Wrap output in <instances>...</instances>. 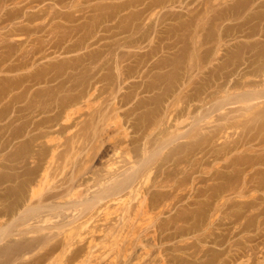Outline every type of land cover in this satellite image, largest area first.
<instances>
[{
    "label": "rangeland",
    "instance_id": "obj_1",
    "mask_svg": "<svg viewBox=\"0 0 264 264\" xmlns=\"http://www.w3.org/2000/svg\"><path fill=\"white\" fill-rule=\"evenodd\" d=\"M17 2L0 264H264V0Z\"/></svg>",
    "mask_w": 264,
    "mask_h": 264
},
{
    "label": "bare ground",
    "instance_id": "obj_2",
    "mask_svg": "<svg viewBox=\"0 0 264 264\" xmlns=\"http://www.w3.org/2000/svg\"><path fill=\"white\" fill-rule=\"evenodd\" d=\"M7 1H12V0H0V2H4V3H6ZM16 2H17V0H16ZM3 3V4H4ZM19 3V1L17 2V5H19L18 4ZM2 4V5H3ZM9 4H14V1L13 2H9ZM5 5V4H4ZM3 6H1V3H0V10H2L3 11V9L5 8V7H3ZM2 11H0L1 13H3ZM74 12H75V10H74ZM77 13V12H76ZM4 14V13H3ZM2 14V15H3ZM36 29H39V28H36ZM35 29V30H36ZM40 30H42V29H39V30H37V31H35V32H39ZM55 47H56V49L58 48L57 47V45H55V44H53ZM63 49V48H62ZM64 49H66V48H64ZM66 50H69V49H66ZM41 59V58H40ZM9 68V67H8ZM13 68V67H12ZM9 70V69H8ZM10 70H11V67H10ZM264 83V82H263ZM263 93V92H262ZM257 96V95H256ZM258 96H260V95H258ZM262 96V95H261ZM264 97V96H263ZM255 98V97H254ZM259 98V97H258ZM262 98V97H261ZM258 100V99H257ZM247 101H251V98H247L246 100H245V102H247ZM252 107V106H251ZM251 107H248V108H251ZM236 110V109H235ZM234 110V112H237V110L235 111ZM229 113H233V110H232V112H229ZM180 123V122H179ZM225 128V127H224ZM228 128V127H227ZM226 128V129H227ZM215 137L213 136L211 139H210V141L212 142L213 141V139H214ZM7 140H5V142H6ZM5 142L3 141L2 143L3 144H5ZM248 144V143H251V144H257V145H262V144H264V133L263 134H261L260 136H257V135H255V134H252L249 138H247V139H245V140H242V139H237L236 141H235V143L232 141V146H233V148L234 149H237L239 146H241L242 144ZM1 144V143H0ZM6 145V144H5ZM5 145H0V151L2 150V148H4V146ZM206 153H208V151L206 152ZM200 161V160H199ZM256 163H258V164H263L264 163V157L263 158H260V159H257L256 160ZM2 178V177H1ZM261 186V185H260ZM259 186V187H260ZM256 187V186H255ZM12 211H11V209H9V207L8 208H2V209H0V214H7V213H10V215H12V213H11Z\"/></svg>",
    "mask_w": 264,
    "mask_h": 264
}]
</instances>
